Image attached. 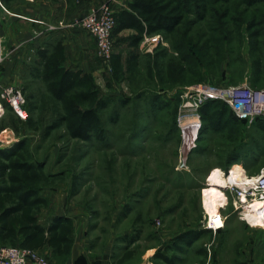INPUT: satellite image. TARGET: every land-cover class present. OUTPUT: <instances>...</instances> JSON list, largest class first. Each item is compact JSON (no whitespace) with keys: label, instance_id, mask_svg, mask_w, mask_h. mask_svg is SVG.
<instances>
[{"label":"rangeland","instance_id":"1","mask_svg":"<svg viewBox=\"0 0 264 264\" xmlns=\"http://www.w3.org/2000/svg\"><path fill=\"white\" fill-rule=\"evenodd\" d=\"M64 1L67 10L76 13L59 25L80 33L86 46L84 54L90 61L87 73L106 99L107 106L99 110L106 143L71 139L63 127L43 137V127L53 119L54 106L43 82L31 74L37 67L39 48L35 49L31 42L13 43L5 37L8 18L15 13L9 8L12 1L0 0V91L6 85L18 88L25 98L28 117L42 119L40 130L28 129L0 102V148L21 137L27 139L34 161L44 162V171L53 175L38 187L39 194L51 190L59 195L55 198L59 201L61 195H66L64 204L75 220L84 222L90 264H264V223L258 214L249 207L236 209L232 197L225 200L223 192L228 194L218 186L221 198L208 204L212 187L209 179L215 169L226 176L233 174L227 182L236 183H244L245 174L254 176L264 169V132L253 122L240 121L230 138L229 130L202 131L200 121L197 131L194 124L193 130L189 126L194 139L183 161L186 129L181 127L186 116L198 113L194 105L183 106L187 100L193 104L197 101L196 96L186 95L184 87L198 84L254 87L249 83L252 56L248 20L257 14L259 24L262 17L259 39L264 57V2L248 5L245 0H230L229 12L222 16L225 22L219 26L223 31L220 45L209 41L218 33L207 22L210 14L224 9L218 0H206L208 10L203 20L197 18L198 8L187 13L173 33L153 34L159 35V41L150 51H146L142 40L136 48L130 46L133 31L113 34V56L120 54L122 60V69L118 71L113 58L114 68L107 70L89 38L92 36L74 22L103 4L109 5L116 15L128 7L129 0ZM233 15L241 21V41L232 32L233 38L228 42L227 32L233 30L235 23ZM57 27L58 24H50L45 30L52 33ZM68 37L55 35L51 44L65 42L67 63L81 60L83 53L77 51L78 41L72 42ZM180 41L186 43L190 62L184 61L174 49ZM131 54L137 55L132 72L126 63ZM16 56L20 57V63ZM181 66L185 70L177 82L172 81L171 67ZM260 85L264 87V82ZM154 93L175 103L177 111L169 107L154 116L147 115L149 98ZM74 180L79 185L77 193H72ZM46 200L47 206L39 214L42 223L54 211L51 201ZM225 201L222 212L226 220L220 231L206 232L190 245L181 244L183 251L176 248L178 235L205 229V212H213ZM131 239L134 241L130 242ZM38 253L46 257V252ZM70 260L69 254L61 259L52 258L51 264H70Z\"/></svg>","mask_w":264,"mask_h":264},{"label":"trees","instance_id":"2","mask_svg":"<svg viewBox=\"0 0 264 264\" xmlns=\"http://www.w3.org/2000/svg\"><path fill=\"white\" fill-rule=\"evenodd\" d=\"M229 1L218 0L217 2L224 4L222 7L224 9L221 8V13L220 10L213 12L207 20L208 27L218 33L209 40L215 45H220L222 40L219 36L223 31H220L219 26L225 22L222 16L229 12ZM259 1L264 2V0H245L244 2L252 5ZM208 3L209 1L206 0H129L126 9L114 14L115 26L112 35L119 34L123 30L133 31L134 34L130 36L129 44L136 48L144 35L173 33L183 23L186 14L198 8L197 18L203 20L208 10ZM232 18L235 23H233V30L227 32L228 42L233 38L232 32H234L235 39L241 41L240 18L234 15ZM256 19L257 14H254L248 20L252 56L249 83L254 86L253 88H260V84L264 82V57L262 40L259 39L262 17L258 20L259 24L256 23ZM217 23L221 24L216 25ZM254 26H258L257 30H252ZM114 46L113 42V49ZM174 49L184 61L190 62L186 43L180 41ZM37 51V67L31 74L43 82L49 100L54 106L53 119L50 124L43 127V137H47L52 130L63 127L71 139L84 142L95 140L104 145L106 133L99 110L106 107L107 103L90 75L81 69L63 65L65 52L61 42L39 48ZM112 58L115 63L114 67H117L118 71L122 69L121 55L113 56L112 53L110 66L113 69ZM136 60V54H131L126 59L127 68L131 72L136 65ZM183 70H185L183 66L171 67L169 76L172 81L177 82ZM148 107L146 114L149 116H154L158 111L169 107L173 112L177 111V105L164 100L160 93L151 95ZM197 111L202 123L201 127L203 126L202 131L206 129L216 132L229 130L228 137L230 138L235 132V125L240 121H246L245 118L238 117L221 99H206L199 105ZM113 113L112 120H115L116 112ZM17 120L24 123L28 129L40 130L39 123L42 119L33 120L30 116L26 120H21L17 116ZM253 123L264 132V117L257 118ZM13 129L18 131L17 127ZM51 176H53L52 173L44 171V162L34 161L25 137H21L8 147L0 148V247L19 246L31 250L47 249L48 264L52 263V258L61 259L69 255L74 240L73 222L69 216L53 213L46 223H42L39 219L41 210L47 206V200L39 194L38 187L48 181ZM78 191L79 185L74 180L72 193ZM206 232L211 231L201 229L199 232L181 233L177 237L176 248L183 251L181 244L190 245ZM133 241L134 239L130 240V242Z\"/></svg>","mask_w":264,"mask_h":264},{"label":"built area","instance_id":"3","mask_svg":"<svg viewBox=\"0 0 264 264\" xmlns=\"http://www.w3.org/2000/svg\"><path fill=\"white\" fill-rule=\"evenodd\" d=\"M1 18V15H0ZM74 24L91 35L95 41L96 53L104 63L107 70H111L110 60L113 53L112 30L115 26V18L109 5L103 4L99 8L92 10L86 16L76 19ZM159 35H144L141 43L146 51H150L159 41ZM186 95L196 96L197 101L193 104L187 100L186 104L195 107L209 98H217L225 101L238 117L245 118L248 123H252L257 118L264 117V87L253 88L247 84L228 85L223 87L209 84H198L184 87ZM0 102L5 103L21 119L28 117L25 108V98L21 91L12 86L6 85L0 91ZM198 125L200 126L199 114L195 113ZM244 183L229 182L223 188L228 194L223 192L225 200L232 197V204L235 208L247 210V206L255 200L262 203L258 209V214L263 217L264 223V169L254 176L246 175ZM219 204L211 212H205L203 227L216 233L225 224L226 216L222 212L224 204ZM0 264H48L47 258L38 253L37 250L21 248L19 246L0 247Z\"/></svg>","mask_w":264,"mask_h":264},{"label":"crops","instance_id":"4","mask_svg":"<svg viewBox=\"0 0 264 264\" xmlns=\"http://www.w3.org/2000/svg\"><path fill=\"white\" fill-rule=\"evenodd\" d=\"M7 1H12L13 4L11 5L10 3L9 8L13 13H15V15L8 18L9 22L6 29L7 33L5 37L8 36L10 42L13 41V43H17L19 40H21L22 42L24 41L31 42L32 46L35 47V49H37L51 45L52 38L55 35L58 36L59 38L60 37L66 38L69 36L68 38L73 39L71 40L72 42H74L75 40L78 41L77 51L82 52L83 55H82V59L76 60V62L73 61L71 63H67V61L64 60L63 65L69 66L71 68H78L85 72H90V61L87 58L86 54H84V52H86L85 50L86 46L84 42L82 43L81 35H79L80 33L78 34L74 29L72 30L68 28L66 29L59 25L63 23V21H65L66 19H71L72 17H74V14L76 13V11L74 10L73 11L67 10V5L64 0H7ZM50 24H58L57 30L55 32L49 33L48 31L45 30V27H47ZM35 30H38L39 32H35ZM89 38L92 40V42L94 41L92 37ZM79 41L81 43H79ZM64 43H62V45ZM93 45L95 46V41ZM16 60H18L20 63V57L16 56ZM15 63H17V61ZM189 126H190V130L191 128L192 130L194 129L193 127H191V124H187L188 129ZM236 169L234 171H236ZM40 195L48 199V201H51V204L54 208L53 211L54 214L66 215L72 219L74 240L69 253L71 259L70 264H85L84 262L90 264V256H88V252H87L88 238L85 235L84 222L75 220L73 212L69 210L67 206L64 204L65 203L64 199L66 195L64 194L61 195L62 199L60 201L58 199H55L56 196L59 195L54 194V192L51 190H46V193L44 195L43 194ZM48 219L49 218H46L44 223H46ZM37 251L48 253L47 249H42ZM74 260H76L75 263H73Z\"/></svg>","mask_w":264,"mask_h":264},{"label":"bare ground","instance_id":"5","mask_svg":"<svg viewBox=\"0 0 264 264\" xmlns=\"http://www.w3.org/2000/svg\"><path fill=\"white\" fill-rule=\"evenodd\" d=\"M187 124H191V125L194 124V128L196 130L198 122H197L195 114L186 116L183 119L182 123H181V127H183L184 129L186 128V130L184 132L185 133L184 135H185L186 144H190L193 137H192L191 133L188 131ZM232 177H233V174H230L229 176H226L225 174H223V172L221 170H218V169H215L211 173L209 180L211 181L212 187H211V192L209 194L210 198L208 199V204H210V203L212 204L214 201H216L217 199L221 198L222 194L219 191V189L216 188V186H218L219 188L224 187L222 185H224L227 182V180H230ZM227 183H229V182H227ZM247 207L251 208V210L253 212L258 214V209L262 207V203L260 201H258V200H255L252 204H250ZM258 216L261 219L263 218L259 214H258Z\"/></svg>","mask_w":264,"mask_h":264},{"label":"water","instance_id":"6","mask_svg":"<svg viewBox=\"0 0 264 264\" xmlns=\"http://www.w3.org/2000/svg\"><path fill=\"white\" fill-rule=\"evenodd\" d=\"M193 139H194V138H193ZM193 139H192V141H191L190 144H186V140H185V142H184L183 145H182L183 161H185V159H186V155H187V153L189 152V150H190V148H191V145H192V143H193Z\"/></svg>","mask_w":264,"mask_h":264}]
</instances>
